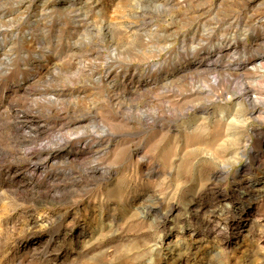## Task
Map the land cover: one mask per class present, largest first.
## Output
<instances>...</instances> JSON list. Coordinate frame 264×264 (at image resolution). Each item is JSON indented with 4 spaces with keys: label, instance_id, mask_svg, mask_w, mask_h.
Instances as JSON below:
<instances>
[{
    "label": "rangeland",
    "instance_id": "1",
    "mask_svg": "<svg viewBox=\"0 0 264 264\" xmlns=\"http://www.w3.org/2000/svg\"><path fill=\"white\" fill-rule=\"evenodd\" d=\"M261 54L264 0H0V264H264V102L225 71Z\"/></svg>",
    "mask_w": 264,
    "mask_h": 264
},
{
    "label": "bare ground",
    "instance_id": "2",
    "mask_svg": "<svg viewBox=\"0 0 264 264\" xmlns=\"http://www.w3.org/2000/svg\"><path fill=\"white\" fill-rule=\"evenodd\" d=\"M220 50H218L217 52V56L221 57V56H229L231 54H238V48L232 44L227 42H221V44L219 45ZM216 50V49H215ZM215 50H213V52H215ZM258 59H261L260 63H255V65L253 64V61L248 60L242 64H239V66L237 67H232L231 64H229V66H227L225 68L226 71V75L233 77V78H237V77H241L242 78V88L241 91L237 94L238 96L241 95H245L247 97V99L249 100L250 104L258 109V105L260 103H263V98L261 97V95L264 93V89L262 90L263 92H258L256 91V84H250L248 82H246L245 80V72H249L250 70H254L257 71L259 73H264V55L261 54ZM216 61H219L216 60ZM216 61H213L212 65H216ZM251 64H253L251 66ZM217 80V78H216ZM262 111V110H261ZM260 111V112H261ZM263 112V111H262ZM262 146L264 147V137L262 139ZM218 223V222H217Z\"/></svg>",
    "mask_w": 264,
    "mask_h": 264
}]
</instances>
